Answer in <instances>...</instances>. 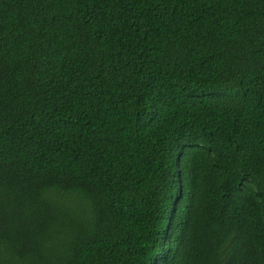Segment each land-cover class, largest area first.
I'll return each instance as SVG.
<instances>
[{"label":"trees","instance_id":"16d2710c","mask_svg":"<svg viewBox=\"0 0 264 264\" xmlns=\"http://www.w3.org/2000/svg\"><path fill=\"white\" fill-rule=\"evenodd\" d=\"M0 264H264V0H0Z\"/></svg>","mask_w":264,"mask_h":264}]
</instances>
